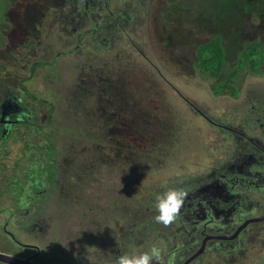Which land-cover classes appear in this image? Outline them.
<instances>
[{
    "label": "flooded vegetation",
    "instance_id": "obj_1",
    "mask_svg": "<svg viewBox=\"0 0 264 264\" xmlns=\"http://www.w3.org/2000/svg\"><path fill=\"white\" fill-rule=\"evenodd\" d=\"M214 1L217 0L47 1L48 10L40 27H45L47 11L61 9L53 32L67 35L83 31L88 25L91 28L81 40L96 52L104 48L111 50L122 38L132 44L129 37L135 36L134 29L139 27L150 28L155 39V19L160 28L159 46L176 65L178 76L199 78L213 98L228 99V103L215 110L210 124L207 113L200 116L209 127L218 130L221 145L214 153L229 156L220 166L198 171L197 159L183 165L175 177L163 178L160 186H153L151 196L141 203L144 219L127 221L124 227L112 222L108 228L96 230L92 209L81 212L82 226L86 225L81 230L73 209H69L66 216H71L62 226L64 234L56 237L53 234L59 227L51 216L60 210L51 201L88 205L82 196L93 195L88 189L91 185L84 189L86 184H79L75 189L77 176L79 180L93 179L95 175L107 173L113 165L126 164L129 141L126 127L133 119L122 106L126 99L120 103L117 83H112L111 73L97 69L90 70L88 84L80 79L77 92L64 90L52 101L42 100L37 92L43 74L46 85H58V74L51 77L44 68L48 66L57 72L69 52L59 50L58 44H52L57 50L51 52L50 45H44V39L49 36L43 31L39 33L34 20L24 19L23 2L16 4L13 13L9 12L11 6L5 9L0 19V30L3 29L0 32L3 53L0 60V198L7 196L12 200L11 206L0 209V215L4 216L0 219V232L8 236L0 237L8 245L6 254L29 257L36 264H55L54 260L60 258H66L65 264H111L122 254L144 252L157 245L162 247L165 257L175 254L176 264H258L264 258V88L244 90L248 77L264 81V65L258 70L253 58L242 57L248 46L259 45L264 51V0H257L250 9H240L239 0L229 6L226 17L209 24L206 9ZM35 4L41 11L43 4ZM150 6L154 12H150ZM106 18L108 25H105ZM6 20L15 22L14 30L8 34L4 27ZM101 28L106 32L102 33ZM170 29L176 31L171 40ZM93 38L100 40L99 46L93 43ZM218 41L230 48L222 51L232 57L231 64L221 63L222 69L214 59L213 48H217ZM260 52L259 49L257 53ZM240 60L245 62L243 66ZM19 70L23 71L21 75ZM24 70L29 76H24ZM102 77L111 87L97 91ZM168 84L181 102L199 108L198 103L189 100L174 84ZM136 107L139 109V104ZM79 143H82L79 154L90 155L92 164L84 167L90 172L78 167V172L77 169L63 170L59 158L66 153L69 161L77 163ZM104 146H109V150ZM72 174L76 175L75 179ZM170 187L186 191L187 196L177 220L164 226L154 219L157 213L153 201L157 193ZM66 192L69 196H64ZM135 198L139 203V194ZM92 203L102 205L103 201L97 198ZM149 224L153 227L154 239L144 248L150 237ZM80 231H84L82 236L73 240ZM139 232L145 240L139 239ZM29 234L35 235L31 241L26 240ZM41 236L49 237L50 241L64 243L68 238L70 241L65 246L53 244L51 249L62 251L54 257V250H42L38 242Z\"/></svg>",
    "mask_w": 264,
    "mask_h": 264
},
{
    "label": "rangeland",
    "instance_id": "obj_2",
    "mask_svg": "<svg viewBox=\"0 0 264 264\" xmlns=\"http://www.w3.org/2000/svg\"><path fill=\"white\" fill-rule=\"evenodd\" d=\"M15 1L9 9L11 13L16 11L17 3L23 2L25 8L29 2V0H17L14 4ZM156 1L160 2V0ZM148 9L150 12L155 11L151 6ZM46 10H48V5L42 7L39 17H44ZM61 11L60 9L57 12L56 10L46 12L45 27L42 31L49 37L44 39V45H50V51L54 52L57 49L52 44H58L59 50L69 52V54L63 58L57 72L48 66L44 68V72L51 77H54L56 73L58 74V85L57 87L50 84L46 85L45 74H43L40 78L42 81L38 85V96L42 100L52 101L56 94L64 90L77 92L80 79L88 84L90 70L97 69L98 71L109 72L111 73L112 83H117L116 86L121 98L120 103L123 98L130 101V105L126 107L128 110L130 107L139 104V115L132 121L130 120L133 124L132 130L139 137V140L132 143L133 148H127L126 164L113 165L107 173L95 175L93 179L79 180L80 177L77 176L76 184L73 186L75 189L79 184H86L83 187L84 189L91 185L88 189L93 195L82 196L88 205L73 206L74 203L70 204L67 201L64 204L55 200L51 201V204L59 206L60 210L59 214L51 216V219L59 227L55 234L52 232L55 237L56 234H64L62 226L65 225V220L71 216H66L70 212L69 209H73V214H75L79 225L78 228H81V230L86 228V225L82 226L81 218V212L86 210H95L93 224L96 230L108 228L112 222H117L115 226L121 223L124 227L127 221L144 219L145 209L141 208V203L146 200L147 196H151L153 186H160L161 179L175 177L174 174L183 165H190V161L194 159L199 162L198 171H205L212 166H220L229 157L226 153H214L215 148L219 150L221 145L217 138L218 130L209 127L200 117L192 113L189 107L174 94L168 83L174 84L189 100L200 104L201 108L206 110L209 115L215 114V110L228 103V99L213 98L208 86L199 78L185 79L179 77L176 67L166 65L164 60L160 58L159 47L151 34L150 28H135V36L129 37L132 44L122 38L111 50L104 48L96 52L95 48L88 47L86 41L81 40L84 32H88L91 28L88 25L85 26L83 31L71 32L67 35L53 32V24L62 13ZM4 27L7 30L6 34H8L14 30L15 22L10 23L6 20ZM57 29L59 28L57 27ZM0 32L2 33L3 29ZM2 58L3 53L0 52V60ZM47 60L50 61V58ZM81 67L84 68V71L81 70ZM18 72L21 75L23 71L19 70ZM158 72H161V75ZM24 76H29V72L24 70ZM110 87L111 84L103 77L99 79L97 89L100 90L97 91ZM246 88L258 91L260 88H264V81H254L248 77L244 90ZM168 101L169 103H167ZM95 102L97 103L98 100L96 99ZM119 118L122 121L125 120L122 117ZM131 123L128 125L131 126ZM154 138H157L160 142H157ZM76 149L78 169L90 172L84 169V167L88 168L92 164L89 159L90 155L83 152L79 154L81 153L82 143H79ZM105 150H109V146ZM59 159L62 164L73 162L68 160L66 153ZM75 169L77 167H74V169L69 168V171ZM72 177L75 179L76 175L72 174ZM160 190L159 188L158 191ZM138 194L139 203L135 198ZM64 196H69V192H66ZM97 198L102 199V205L92 203V200L96 201ZM11 205L12 200L7 196L0 198V209L8 208ZM139 212L141 217H139ZM0 219H4V216L0 215ZM148 229L150 237L144 243V248L154 239L151 224L148 225ZM124 230L126 232V229ZM113 231H110L108 238H110ZM83 232H76L72 239L75 240L81 237ZM1 236L8 237L4 231L0 232ZM34 236V234H29L26 240L31 241ZM41 237L38 242L42 246V250L43 248L54 250V257H56V252L61 253L62 251L50 247L57 242L65 246L70 241V238L65 239L63 243L58 240L50 241L49 237ZM139 239L145 240L140 232ZM7 248V243L4 242L3 238H0V252L6 253ZM64 259L60 258L57 261L54 260V262L55 264H65L68 261ZM42 261L46 263L44 259ZM50 261L52 260H48V262ZM258 264H264V258Z\"/></svg>",
    "mask_w": 264,
    "mask_h": 264
},
{
    "label": "trees",
    "instance_id": "obj_3",
    "mask_svg": "<svg viewBox=\"0 0 264 264\" xmlns=\"http://www.w3.org/2000/svg\"><path fill=\"white\" fill-rule=\"evenodd\" d=\"M13 1L14 0H0V19L4 17L5 9L10 7L12 5ZM47 1L48 0H29L28 4L24 8V19L26 21L34 20V23L36 24V27H37L40 34L43 30V28L40 27L43 23V19L41 17H39L41 11L36 9L38 7H36L35 3L41 2L43 4L42 5V7H43L44 5L47 4ZM237 1H239V0H217V1H214L212 4H210L208 6V8L206 9L208 23L209 24H215L217 22L218 18L226 17L230 11L229 6L231 4L237 2ZM256 3H257V0H240L239 8L240 9H250L253 6H255ZM61 6H63V5H60L58 7H61ZM25 13H26V15H25ZM108 24H109V20H108V18H106L105 25H108ZM100 31L102 33L106 32V30L104 28H101ZM173 33H176V31L170 29L169 30L170 40L172 39ZM103 36H105V34H103ZM40 39L41 38H39V40ZM93 43L99 46L100 40H98L97 38H93ZM214 43H216V42L214 41ZM216 47L217 48H215V47L213 48L214 59L217 63H219V69H222L221 63H223L225 65H229L232 62V57L230 56V53H228L224 50L222 51V49H230V48L226 45H222L220 43V41H218ZM259 49L261 50V52L257 53L259 51ZM242 57L248 58V59L253 58V62H254L253 64L257 67L258 70H261L260 66L262 64L264 65V51L262 48H260L259 45L248 46L247 48H245V50L243 51ZM240 63H241V66H243L245 62L240 60ZM115 104H118V103H115ZM129 105H130V101L126 100V105L123 104L122 106L126 108ZM117 107H119V106H117ZM128 113L132 119H135L139 115V109L136 106L130 107V109L128 110ZM132 125L133 124H131V126L127 125V127H126V133H127L128 138H129V141L127 142V148L134 147L132 143H135L136 141L139 140V137L136 136L135 132L132 130ZM154 139L157 142H160L157 138H154ZM53 161H54V159H53ZM50 165H52V164L50 163ZM62 167H63V170L69 171V168L74 169V167H78V164L74 163V162H67V164H62Z\"/></svg>",
    "mask_w": 264,
    "mask_h": 264
},
{
    "label": "clouds",
    "instance_id": "obj_4",
    "mask_svg": "<svg viewBox=\"0 0 264 264\" xmlns=\"http://www.w3.org/2000/svg\"><path fill=\"white\" fill-rule=\"evenodd\" d=\"M153 23L156 28L155 42L159 47L160 58H165L167 60V65L176 67V65L169 60L168 56L162 51L161 47L159 46L157 34L160 28L156 25L155 19ZM191 106L192 108L189 107V110L198 117H200L204 113H207V123H211L214 114L209 115L206 110L201 108L200 104H197L199 108H197L194 104H192ZM186 196V191L171 187L157 193L153 201V207L157 213L154 217L155 221L164 226L172 225L177 220L180 214ZM111 264H176V255L170 254L165 257L162 247L153 245L150 249L144 252H138L132 255H129L127 253L122 254L114 261H111Z\"/></svg>",
    "mask_w": 264,
    "mask_h": 264
},
{
    "label": "water",
    "instance_id": "obj_5",
    "mask_svg": "<svg viewBox=\"0 0 264 264\" xmlns=\"http://www.w3.org/2000/svg\"><path fill=\"white\" fill-rule=\"evenodd\" d=\"M0 262L6 264H36L31 261V258H21L13 254H6L0 252Z\"/></svg>",
    "mask_w": 264,
    "mask_h": 264
}]
</instances>
